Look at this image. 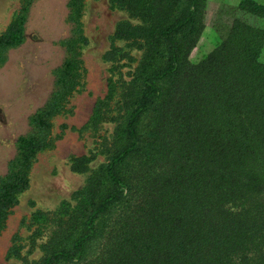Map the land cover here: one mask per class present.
Returning a JSON list of instances; mask_svg holds the SVG:
<instances>
[{
	"label": "trees",
	"instance_id": "1",
	"mask_svg": "<svg viewBox=\"0 0 264 264\" xmlns=\"http://www.w3.org/2000/svg\"><path fill=\"white\" fill-rule=\"evenodd\" d=\"M25 3L0 34V66L25 40ZM110 3L127 16L105 54L108 91L85 125H115L102 137L105 160L71 158L85 182L54 209L32 212L28 253L40 257L24 264H264V4L240 0L221 18L216 46L193 61L208 0ZM83 7L69 1L54 90L0 175V235L39 152L54 146L53 119L85 85ZM23 247L15 237L7 259Z\"/></svg>",
	"mask_w": 264,
	"mask_h": 264
},
{
	"label": "rangeland",
	"instance_id": "2",
	"mask_svg": "<svg viewBox=\"0 0 264 264\" xmlns=\"http://www.w3.org/2000/svg\"><path fill=\"white\" fill-rule=\"evenodd\" d=\"M69 1L30 0L24 23L25 40L6 51V61L0 66V175L7 172L9 161L17 153V140L31 131L30 117L45 105L54 90V71L65 62L63 42L71 35ZM239 1L209 0L206 28L192 52L193 61L216 46L225 30L222 21L231 17L230 9ZM25 5V0H0V34L9 26V18L12 20ZM126 16L110 0H84L82 21L88 39L83 47L85 85L72 94L65 110L53 119L54 146L39 152L30 174V186L20 194L19 203L0 235V264H24L40 257V252L28 253L30 232L26 225L33 211L54 209L84 184L86 174L72 170V157L96 154L91 167L105 160L101 154L102 137L111 135L115 125L106 123L97 133L85 129V125L97 101L108 91L111 64L105 54L116 24ZM132 53L140 56L138 51ZM15 237L24 246L21 256L7 259Z\"/></svg>",
	"mask_w": 264,
	"mask_h": 264
},
{
	"label": "crops",
	"instance_id": "3",
	"mask_svg": "<svg viewBox=\"0 0 264 264\" xmlns=\"http://www.w3.org/2000/svg\"><path fill=\"white\" fill-rule=\"evenodd\" d=\"M257 1L264 4V0H257ZM208 3H209V0H208ZM208 3H207V8H208ZM10 21H11V18H9V20L7 22L8 25H9Z\"/></svg>",
	"mask_w": 264,
	"mask_h": 264
}]
</instances>
